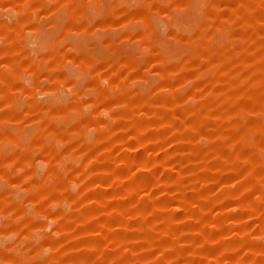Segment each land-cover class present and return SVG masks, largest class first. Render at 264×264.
I'll return each instance as SVG.
<instances>
[{
  "label": "rangeland",
  "instance_id": "rangeland-1",
  "mask_svg": "<svg viewBox=\"0 0 264 264\" xmlns=\"http://www.w3.org/2000/svg\"><path fill=\"white\" fill-rule=\"evenodd\" d=\"M0 264H264V0H0Z\"/></svg>",
  "mask_w": 264,
  "mask_h": 264
}]
</instances>
